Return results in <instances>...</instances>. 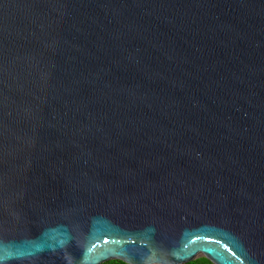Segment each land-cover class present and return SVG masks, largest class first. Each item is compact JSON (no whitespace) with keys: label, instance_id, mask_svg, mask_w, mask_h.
I'll use <instances>...</instances> for the list:
<instances>
[{"label":"water","instance_id":"95a60500","mask_svg":"<svg viewBox=\"0 0 264 264\" xmlns=\"http://www.w3.org/2000/svg\"><path fill=\"white\" fill-rule=\"evenodd\" d=\"M264 264V0H0V264Z\"/></svg>","mask_w":264,"mask_h":264},{"label":"trees","instance_id":"16d2710c","mask_svg":"<svg viewBox=\"0 0 264 264\" xmlns=\"http://www.w3.org/2000/svg\"><path fill=\"white\" fill-rule=\"evenodd\" d=\"M103 264H128V263L121 261V260H111V261H107ZM186 264H214V263L211 260H209L208 258L201 257V258H198V259L191 261L189 263H186Z\"/></svg>","mask_w":264,"mask_h":264}]
</instances>
